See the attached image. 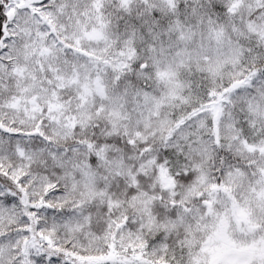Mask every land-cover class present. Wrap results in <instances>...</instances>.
<instances>
[{
  "label": "snow or ice",
  "instance_id": "snow-or-ice-1",
  "mask_svg": "<svg viewBox=\"0 0 264 264\" xmlns=\"http://www.w3.org/2000/svg\"><path fill=\"white\" fill-rule=\"evenodd\" d=\"M0 264H264V0H0Z\"/></svg>",
  "mask_w": 264,
  "mask_h": 264
}]
</instances>
